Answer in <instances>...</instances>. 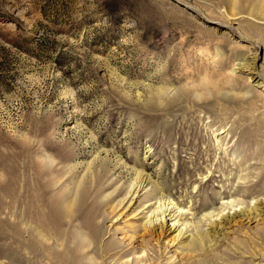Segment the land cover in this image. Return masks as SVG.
Listing matches in <instances>:
<instances>
[{
  "label": "rangeland",
  "instance_id": "obj_1",
  "mask_svg": "<svg viewBox=\"0 0 264 264\" xmlns=\"http://www.w3.org/2000/svg\"><path fill=\"white\" fill-rule=\"evenodd\" d=\"M234 1L242 6L232 19L230 0H0V264H25L21 243L35 232H23L22 221L59 239L66 235L61 248L70 247L67 220L56 228L44 207V213L27 207L36 189L44 201L66 198L92 160L98 181L83 186H129L136 165L179 196L207 167L213 179L203 182L204 191H218L215 164L242 159L257 166L249 186L258 187L248 197L263 198V104L238 96L232 88L247 86L239 80L230 90L227 79L240 62L245 71L255 66L263 80L257 33L263 19L257 0ZM239 31L259 45L241 42ZM216 52L225 60L217 62ZM205 77L216 88L196 97ZM159 87L170 92L164 103ZM119 160L127 169L116 166ZM81 206L76 214L84 227L83 211L99 208L91 200ZM47 249L38 264L50 262Z\"/></svg>",
  "mask_w": 264,
  "mask_h": 264
},
{
  "label": "bare ground",
  "instance_id": "obj_2",
  "mask_svg": "<svg viewBox=\"0 0 264 264\" xmlns=\"http://www.w3.org/2000/svg\"><path fill=\"white\" fill-rule=\"evenodd\" d=\"M230 1L232 2L230 16L234 19L238 16V7L242 5H239L240 0H237L239 2L238 7L234 0ZM256 2L257 15L263 19V23L260 22L263 26L257 33L264 46V0H257ZM251 35L241 32L240 41L251 43L250 40H253L251 39L253 35ZM253 41L259 45L257 40ZM232 42L235 43V41ZM241 42L239 43L241 44ZM216 55L219 58L221 57V53ZM258 57L254 55V61ZM214 58L216 57L214 56ZM220 60L217 62H222L225 59ZM235 60H237V56ZM217 62L215 63L219 65ZM247 63H249L248 59ZM246 65V63L239 62L237 68H232L234 64L231 67L232 69L227 75L229 83H232V86H229L230 90L240 80L243 87L244 85L247 87L232 89L240 97L250 96L251 101L259 100L263 104V111H261L263 112L262 117H264V61L262 81L258 79L259 76L257 77L256 73L254 74L255 69L253 67L255 66L252 65V68L248 66L249 69L247 67L245 71ZM200 83L199 85L203 86H201V89L196 88V97L203 98L208 95V92H214L216 88L212 78L205 77ZM167 93L166 87H159L155 90L157 99L161 103L167 101L164 100ZM239 99L244 102L241 98ZM253 104L255 103H251L252 106ZM257 108L254 105V111ZM254 111L251 113L252 116ZM257 114L254 115V118ZM223 129L224 127L221 131ZM213 134L215 135V133ZM229 135L232 136L228 131L224 139H230L228 138ZM220 143L222 144L221 141ZM95 158L100 157L96 155ZM45 159L47 160V156ZM228 160V162L223 160L222 163L217 162L215 164L214 170H217L216 173H220L219 186H217L218 191L220 189L219 192L213 191L208 194L204 191L203 182L205 180L209 182L213 179L211 167H207L206 172L203 173L206 176L202 177L201 180L194 177L195 180L190 186L191 191L186 190L179 196H175L168 186L154 180L149 173H146L144 169L139 170L136 165L130 168V172L135 175V178L129 186L117 185L110 191L101 186H83L84 184H91V181H93V184L98 181L95 175L92 176L94 172L92 160L85 166L84 173H81L82 176L80 175L81 177L75 180L74 186H69L71 188L66 198L61 199L58 195L52 194L44 201L42 197L44 192L42 193L40 189L35 190V199L29 204L27 210L30 212V210L33 211L37 208L44 213L42 211V207H44L47 210V217L56 228L57 226L61 227V224L67 220L69 227L73 229V237L70 247L62 249L63 245L61 244L66 243L64 240L66 235L59 239L52 235V231L51 235H47L34 227L29 221H22L21 229H23V232H35L34 236L21 243L24 263L38 264L41 253L45 248H48L47 257L50 258L48 264H58V260L64 261L66 264H264V193L262 199L250 198L247 195L253 187L255 189L258 187L249 186L252 179H257V176L253 177V171L257 169V166L256 168L253 167L255 168L253 170L252 166L254 165L250 161H242V159L241 161ZM48 161L52 163L49 158ZM261 162H263V168L264 154ZM94 163L96 164V162ZM118 163L119 165L123 164L127 169L128 164L126 162L119 160L116 166H118ZM212 163L214 164V162ZM260 167L258 168L260 169ZM107 172L109 173V170ZM203 175L199 172L196 176ZM218 199L219 202H215ZM249 199L252 201L251 204L248 202ZM90 200L99 209L91 212L83 211L82 224L84 227H80L78 226L76 207L82 205V209V207H86ZM252 203L254 204L252 205ZM89 209L94 210V206H89ZM39 215L45 218L44 215ZM107 222L110 225L106 227L105 223ZM32 241H34V244ZM44 243L46 246L43 245ZM61 249L62 252H60Z\"/></svg>",
  "mask_w": 264,
  "mask_h": 264
}]
</instances>
